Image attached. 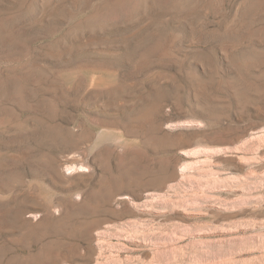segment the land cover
<instances>
[{
    "label": "rangeland",
    "instance_id": "1",
    "mask_svg": "<svg viewBox=\"0 0 264 264\" xmlns=\"http://www.w3.org/2000/svg\"><path fill=\"white\" fill-rule=\"evenodd\" d=\"M243 1L0 0V264H264V79L193 82L264 47Z\"/></svg>",
    "mask_w": 264,
    "mask_h": 264
},
{
    "label": "bare ground",
    "instance_id": "2",
    "mask_svg": "<svg viewBox=\"0 0 264 264\" xmlns=\"http://www.w3.org/2000/svg\"><path fill=\"white\" fill-rule=\"evenodd\" d=\"M263 2L264 0H246L245 3L242 4V7H243L242 10H244V12H242V14L244 13L242 17L247 18V19L249 16L256 17L257 14L254 16L252 15L255 12V10H258L257 13L258 12L264 13V3ZM251 17H249V19ZM3 30L4 29L0 26V33ZM262 31H264V29ZM260 36H262L260 38H263L264 40V32H262ZM229 60L231 61L227 60L226 62H224L225 68H222V69L220 68L218 69L214 67V65L216 64L214 63V65H212L213 61L212 62L210 61V64L208 65L209 66L212 65L210 66L211 68L205 71L206 75L202 74V76H206L205 80L208 81L209 84L206 83V81L205 82L203 81L204 77L203 78L201 77L202 82L204 83L198 80L199 81V84H198L196 79L193 80V82L196 81L195 83L196 88H194V92L196 93V95L199 96L198 97L199 100L201 99L204 103H208V104L210 103L224 104L226 102L227 103L234 102L240 106H243V105H247L248 103H250L257 97H259L258 96V92H260L259 85L261 83V80L264 79V47L262 49H257V50L253 49L250 51L246 50V52L243 51L242 53H239L237 56H234V59L231 56ZM205 65L207 64L205 63ZM194 86L192 85V88ZM158 110L159 109L157 108L156 111ZM84 168H86L85 165L79 166L80 171L81 170L83 171ZM123 197H127V196L124 195Z\"/></svg>",
    "mask_w": 264,
    "mask_h": 264
}]
</instances>
